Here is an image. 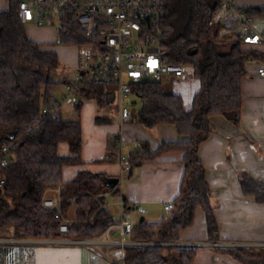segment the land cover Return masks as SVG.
Segmentation results:
<instances>
[{
  "label": "trees",
  "instance_id": "obj_1",
  "mask_svg": "<svg viewBox=\"0 0 264 264\" xmlns=\"http://www.w3.org/2000/svg\"><path fill=\"white\" fill-rule=\"evenodd\" d=\"M19 0H9L0 12V150L10 148L12 158L0 169V238L53 240L69 238L86 240L102 234L116 218L100 204L118 195L111 178L104 173L79 171L62 182L61 170L67 165H81L82 132L79 111L84 100L95 104V124L112 123L106 112H117L107 91L114 86L87 85L74 105L76 117L52 119L42 113L44 106L56 102L53 93L58 83L50 74L60 66L55 52L28 38L18 11ZM219 8L217 0H165L162 26L163 56L168 63L184 64L198 82L190 109L183 107L179 94L168 93L161 82L145 81L132 86V96L140 100L136 121L148 129L171 125L179 140L163 141L150 149L141 141L138 150L128 154L132 169L153 161L167 152H182L183 173L172 208L156 224H132L130 239L147 243H175L179 232L193 223L194 211L204 212L207 240L219 242L218 227L210 202V189L205 170L198 157L199 145L213 128L210 118L223 116L238 124L241 114V79L248 60L261 59L264 52L244 44L237 34L224 31L221 23L212 22ZM239 11L255 18L264 16V7H240ZM59 45L79 46L87 42L84 31L72 12L66 11L57 28ZM104 112L103 115L100 112ZM132 119V118H131ZM131 122V121H130ZM59 143L68 147V155L58 154ZM117 161L114 137L108 141L106 155L93 162L110 164ZM61 183V215L66 218L75 206L74 223L68 233H60L61 220L55 211L41 207L48 190ZM243 194L264 202V182L241 174ZM85 192L87 194H85ZM97 195L98 200L91 196ZM128 205H126L127 208ZM242 264H264V252L252 253L242 248H216ZM196 247L149 246L127 248L124 264H192Z\"/></svg>",
  "mask_w": 264,
  "mask_h": 264
},
{
  "label": "crops",
  "instance_id": "obj_2",
  "mask_svg": "<svg viewBox=\"0 0 264 264\" xmlns=\"http://www.w3.org/2000/svg\"><path fill=\"white\" fill-rule=\"evenodd\" d=\"M236 5L237 8L264 7V0H237ZM8 7L9 0H0V12L6 11ZM221 25L224 31L233 34L240 30L238 19L231 13L224 17ZM252 25L264 39V16L253 18ZM24 28L29 39L43 44L44 49L56 53L59 63L64 60L68 65L66 77H63L61 82L64 89V83L74 77L77 55L69 61L67 56H64V51H58L52 45L55 42L53 33L46 32L45 29L40 30L41 27L30 23H24ZM254 47L264 52V42ZM260 67H264V57L248 60L244 65L239 123L232 124L219 115L211 117L213 130L199 145L198 157L204 167L210 189V202L218 227L219 242L212 243L207 240L204 212L201 208H196L193 223L179 232L180 239L174 243L177 247L197 248L192 264H242L229 254L216 249L231 245H238L250 252H264V202L258 203L252 196L243 194L239 184L241 174L264 182V79L258 75ZM63 94L62 91L59 98ZM53 98L55 101L60 100L54 96ZM70 106L74 110V105ZM95 112L93 100L82 102L79 119L82 132L80 157L83 163L63 166L62 182L72 180L81 170L117 178L120 169L117 161L110 164H97L93 161L106 155L108 141L118 133L126 139L124 152L127 155L141 141H146L150 149H155L163 141L180 139L171 125H157L148 129L139 123L95 124ZM57 151L60 155L69 153L65 143H59ZM182 158V152L164 153L153 161L143 162L133 168L125 181L116 186L118 194H122L130 203L125 214L131 225L140 222L141 218L146 224H156L165 215L163 205L171 203L179 192L183 173ZM114 201L112 198L108 201L107 210H113L117 215L118 208L113 204ZM136 205L145 210L144 214L136 211ZM74 212L75 207H71V219ZM108 235L113 239L118 237L114 225L109 227ZM83 243L85 242L81 240L67 238L20 240L2 237L0 264H113L102 256L99 250ZM114 252L115 250H111L110 254L113 256Z\"/></svg>",
  "mask_w": 264,
  "mask_h": 264
},
{
  "label": "built area",
  "instance_id": "obj_3",
  "mask_svg": "<svg viewBox=\"0 0 264 264\" xmlns=\"http://www.w3.org/2000/svg\"><path fill=\"white\" fill-rule=\"evenodd\" d=\"M217 1L219 8L213 13L212 22L221 23L226 15L234 14L240 25L236 34L242 43L257 45L264 42L262 35L252 25L253 18L237 8V0ZM164 2L165 0H19L18 11L23 23L31 22L42 26L56 21L59 27L60 18L66 11H70L87 39L86 43L75 47V74L71 81L64 83V96L61 100L44 106L42 113L56 119L61 114L63 103H78V93L83 87L114 86V89L107 91V97L117 106L118 122L125 125L132 118L131 107L125 103V99L132 96L133 85L183 77L189 67L168 63L163 56L161 45L165 31L162 26ZM258 75L264 79V67L258 69ZM114 145L120 167L117 176V184L120 186L129 176L132 167L124 152L126 141L121 133L114 135ZM136 150L138 146L133 148V151ZM10 158V148L3 146L0 150V169L9 163ZM50 190L54 192L53 197L44 196L40 205L55 211L56 217L61 220L59 232L68 233L71 220L61 215V183L58 182ZM113 204L118 208L116 222L113 224L118 231V237L110 238L106 230L94 240H81L85 242L83 244L101 251L113 264H124V252L127 248L175 246L174 243L131 240L132 225L125 217L126 205L130 203L119 193ZM105 206L108 207V204ZM171 208V203L163 205L164 211ZM135 209L139 214L145 212L140 205H136ZM225 248L240 247L231 245ZM111 250H115L113 256L110 254Z\"/></svg>",
  "mask_w": 264,
  "mask_h": 264
},
{
  "label": "rangeland",
  "instance_id": "obj_4",
  "mask_svg": "<svg viewBox=\"0 0 264 264\" xmlns=\"http://www.w3.org/2000/svg\"><path fill=\"white\" fill-rule=\"evenodd\" d=\"M26 23H30V24H32L31 22H26ZM39 27H41V29L40 28H38V29H40V30H43V29H45L44 31H46V32H51V33H53V35H54V38H55V42H54V44H52L58 51H64V53H66L64 56L66 57L67 56V59L69 60V61H72V58L73 57H75V55H76V48H75V46H72V45H68V46H66V45H59V44H57L58 43V36H57V28H58V24H57V22L56 21H54L53 23H51V24H44V25H42V26H39ZM26 28H27V26H26ZM61 55V54H60ZM68 61V62H69ZM63 63H60V66L57 68V69H55V70H53L52 72H51V74H50V77H51V79L53 80V81H57L58 82V85H57V87L55 88V90H54V93H53V96L55 97V98H59L60 96V94H61V92L63 91L64 93H65V89H63L62 88V86H61V82L63 81V77H66V73H67V68H68V65L66 64V62L63 60L62 61ZM63 74V75H62ZM62 76V77H61ZM161 84H162V86H163V88L165 89V91L166 92H168V93H175V94H179L180 96H181V98H182V101H183V107L186 109V110H188L189 108H190V98H191V96L197 91V89H198V82H197V80L195 79V78H193L192 76H191V70L189 69L187 72H186V74L183 76V77H181V78H168V79H163L162 81H161ZM63 96H64V94H63ZM60 100H61V98H59ZM132 102H134L133 104H132ZM125 103L126 104H128V105H130V107H131V110H132V112H137L139 109H140V107H141V103H140V100H138V99H136L134 96H129L127 99H125ZM64 105L62 106L63 108H62V110H63V114H62V118L64 119V120H70V119H73V118H75L76 117V113L74 112V110H73V108H72V106H70L71 104L70 103H63ZM105 112V111H104ZM104 112H100V114L101 115H103V113ZM106 112L107 113H109V115H110V117H112V123H119L118 122V111L117 112H115L114 110H113V108L112 109H108V110H106ZM129 123H131V124H133V123H138L137 121H136V118H135V115L132 117V119H131V122H129ZM126 140V139H125ZM117 186H118V184H116ZM53 195H54V192L53 191H51V190H48L47 191V193H46V196L47 197H53ZM117 196H119V194L117 195ZM94 200H98V197L99 196H97V195H93V196H91ZM116 198L117 197H114V198H112V199H115L116 200ZM111 200V198H109L108 199V201H110ZM105 204H108V202L107 203H105ZM105 204H100V208H106V209H108V207L107 206H105L104 207V205ZM71 207H75L74 205L73 206H71ZM70 207V208H71ZM70 208H69V210H70ZM69 210H68V213H67V215H66V218L67 219H69V220H71V223L70 224H72V223H74L75 221H74V214L72 215V219H71V216H70V214H69ZM109 211V210H108ZM112 215H113V217L114 218H117L116 216V213H114L113 212V210H112ZM125 217L127 218V215L125 214ZM128 219V218H127ZM113 225V224H112ZM111 226V225H110ZM109 226V227H110ZM109 227L106 229V230H108L109 229ZM105 230V231H106ZM101 235V234H100ZM100 235H98V236H100ZM98 236H96V237H93V238H91L90 240H94L95 238H97ZM86 240H89V239H86ZM99 253H101V251H99ZM252 253H255V252H252ZM257 253V252H256ZM259 253V252H258ZM262 253V252H261ZM102 254V253H101ZM102 256H104L103 254H102ZM105 257V256H104Z\"/></svg>",
  "mask_w": 264,
  "mask_h": 264
},
{
  "label": "water",
  "instance_id": "obj_5",
  "mask_svg": "<svg viewBox=\"0 0 264 264\" xmlns=\"http://www.w3.org/2000/svg\"><path fill=\"white\" fill-rule=\"evenodd\" d=\"M107 183L109 184V185H111V187H114L117 183H118V180H117V178H110L108 181H107ZM142 218L140 219V222H142Z\"/></svg>",
  "mask_w": 264,
  "mask_h": 264
}]
</instances>
